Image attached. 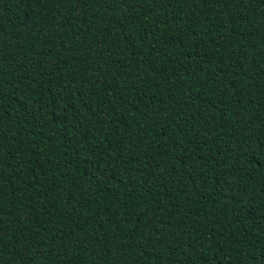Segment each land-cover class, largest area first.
<instances>
[{"label":"trees","instance_id":"trees-1","mask_svg":"<svg viewBox=\"0 0 264 264\" xmlns=\"http://www.w3.org/2000/svg\"><path fill=\"white\" fill-rule=\"evenodd\" d=\"M0 264H264V0H0Z\"/></svg>","mask_w":264,"mask_h":264}]
</instances>
